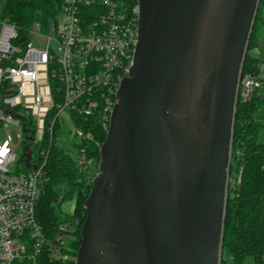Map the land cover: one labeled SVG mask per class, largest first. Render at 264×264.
<instances>
[{"label":"water","instance_id":"water-1","mask_svg":"<svg viewBox=\"0 0 264 264\" xmlns=\"http://www.w3.org/2000/svg\"><path fill=\"white\" fill-rule=\"evenodd\" d=\"M134 1L138 43L75 264L90 212L110 264H221L237 91L260 0ZM25 132V167L36 170Z\"/></svg>","mask_w":264,"mask_h":264},{"label":"built area","instance_id":"built-area-1","mask_svg":"<svg viewBox=\"0 0 264 264\" xmlns=\"http://www.w3.org/2000/svg\"><path fill=\"white\" fill-rule=\"evenodd\" d=\"M138 26L139 7L131 0H65L58 21L47 27L50 34H38L45 44L40 48L32 36L43 28L41 23L26 39L15 24L0 20V264L74 259L69 240L77 222L67 217L50 236L36 217L54 131L60 118L81 128L73 116L88 120L97 111L101 126L109 128L117 90L133 63ZM260 77L264 79V68ZM256 84L257 77H240L237 101L239 95L249 100ZM11 128L19 129L23 149L29 143L25 128L32 131L36 170L21 167L24 150L19 157ZM75 159L83 170L95 164L85 152Z\"/></svg>","mask_w":264,"mask_h":264},{"label":"trees","instance_id":"trees-1","mask_svg":"<svg viewBox=\"0 0 264 264\" xmlns=\"http://www.w3.org/2000/svg\"><path fill=\"white\" fill-rule=\"evenodd\" d=\"M64 5L65 0H0V20L15 24L21 36L29 39L28 33L35 23H41L43 28L56 23ZM263 8L264 0H260L241 75L242 81L257 77V84L249 100L239 95L237 101L221 264H229V261L242 264L246 258L254 264H264V79L260 77L261 61L253 53L258 32L264 24ZM98 114L99 111L88 120L73 116L74 125L81 128H73L75 139L72 143L75 155L85 152L93 157L97 169L100 147L108 130L99 123ZM58 126L54 131L55 142L50 149L36 217L45 232L53 236L61 222L55 216L54 205L75 196L74 214L69 217L77 222L70 243L76 252L71 251L72 261L59 263L75 264L87 216L84 204L96 174L90 167L81 169L74 155L57 144ZM24 159V156L20 159L22 168H25ZM64 183L70 186V191L61 198L58 189Z\"/></svg>","mask_w":264,"mask_h":264},{"label":"rangeland","instance_id":"rangeland-1","mask_svg":"<svg viewBox=\"0 0 264 264\" xmlns=\"http://www.w3.org/2000/svg\"><path fill=\"white\" fill-rule=\"evenodd\" d=\"M263 18H264V8H263ZM36 34L37 35L32 36L33 44L40 48H45V44L43 42L44 39L39 37L38 34L42 36H47L50 34V31L47 28L37 29ZM253 53L261 61L260 67L264 68V24H262L258 32L257 46ZM58 128L59 129L57 133V144L62 146L68 152H71L75 157L76 150L73 148V145H72L75 139L74 131H73V126L70 120H68V117L65 116L64 118H60ZM9 132L13 137V140H14L13 143L18 146L16 151L19 157H21L24 149L18 142L17 135L20 133L19 129L11 128ZM4 134H7V133L5 132ZM34 153H38L37 148L35 149ZM96 166H97L96 164H91L90 166V170L91 172H93V174L94 173L97 174L98 169ZM11 170H13V168H11ZM232 183H233V180H232ZM69 191H70V186L67 183L59 185L58 194L61 198L65 197L67 192ZM75 201H76V198L74 196L71 199H64L62 202L58 201L54 205V213L58 220L65 221L67 217L72 216L74 214L75 205H76ZM89 219L90 220H89V225H88V231H87L86 239L83 245L84 246V256H85L84 264H110L109 257H108V251L105 248V245L100 238L99 226H98V222H97L94 212H90ZM67 240H68V236L65 235L64 242ZM69 243H71V240H69ZM69 250L76 252V249H74L70 245H69ZM229 264H235V263H233L232 261H229ZM242 264H254V263L250 258H246Z\"/></svg>","mask_w":264,"mask_h":264},{"label":"flooded vegetation","instance_id":"flooded-vegetation-1","mask_svg":"<svg viewBox=\"0 0 264 264\" xmlns=\"http://www.w3.org/2000/svg\"><path fill=\"white\" fill-rule=\"evenodd\" d=\"M75 260H76V258H75Z\"/></svg>","mask_w":264,"mask_h":264}]
</instances>
